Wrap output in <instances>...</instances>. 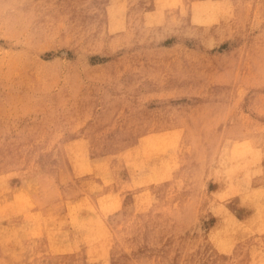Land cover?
I'll list each match as a JSON object with an SVG mask.
<instances>
[{
    "label": "rangeland",
    "instance_id": "rangeland-1",
    "mask_svg": "<svg viewBox=\"0 0 264 264\" xmlns=\"http://www.w3.org/2000/svg\"><path fill=\"white\" fill-rule=\"evenodd\" d=\"M32 132L131 142L75 263L264 264V0H0V142Z\"/></svg>",
    "mask_w": 264,
    "mask_h": 264
},
{
    "label": "bare ground",
    "instance_id": "bare-ground-1",
    "mask_svg": "<svg viewBox=\"0 0 264 264\" xmlns=\"http://www.w3.org/2000/svg\"><path fill=\"white\" fill-rule=\"evenodd\" d=\"M188 13L195 21L193 11ZM36 134L30 133L24 141L0 142V264H78L81 247L74 244L77 233L72 237L68 227L85 223L78 213L81 208H90L103 198L106 206L113 203L107 161L129 151L131 142L106 150L85 134L75 144L53 147L49 143L33 150ZM45 187L47 193L37 196L34 192V188ZM66 244L74 253L70 259Z\"/></svg>",
    "mask_w": 264,
    "mask_h": 264
}]
</instances>
